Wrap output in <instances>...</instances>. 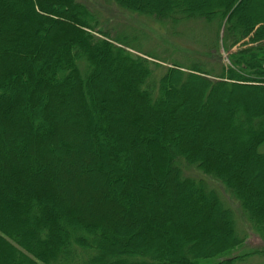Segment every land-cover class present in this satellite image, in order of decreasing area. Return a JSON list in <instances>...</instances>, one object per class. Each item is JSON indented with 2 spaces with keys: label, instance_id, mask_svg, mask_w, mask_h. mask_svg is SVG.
I'll list each match as a JSON object with an SVG mask.
<instances>
[{
  "label": "trees",
  "instance_id": "obj_1",
  "mask_svg": "<svg viewBox=\"0 0 264 264\" xmlns=\"http://www.w3.org/2000/svg\"><path fill=\"white\" fill-rule=\"evenodd\" d=\"M107 1L225 22L230 66L157 76L79 0H0V264L245 263L232 210L185 171L264 239V0Z\"/></svg>",
  "mask_w": 264,
  "mask_h": 264
},
{
  "label": "rangeland",
  "instance_id": "obj_2",
  "mask_svg": "<svg viewBox=\"0 0 264 264\" xmlns=\"http://www.w3.org/2000/svg\"><path fill=\"white\" fill-rule=\"evenodd\" d=\"M79 1L99 18L100 29L108 32L111 39L125 40L135 50L130 51L143 58H148L146 55L157 58H148L160 65L157 76L163 75L167 68H173L175 64L186 68L202 62L208 69L218 68L219 64L230 66L229 55L223 49L225 22L221 27L196 19L171 25L155 18L124 12L107 0ZM238 48L233 49V52ZM179 106H184V103ZM185 174L203 180L209 189L220 196L225 206L232 210L238 234L244 239L242 248L234 255H249L248 260L240 264H264V254H261L264 253V239L253 231L240 204L220 182L202 175L194 168L186 169ZM218 260L220 259L202 264H216Z\"/></svg>",
  "mask_w": 264,
  "mask_h": 264
}]
</instances>
